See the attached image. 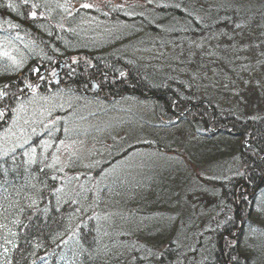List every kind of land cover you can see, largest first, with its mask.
Instances as JSON below:
<instances>
[{"label":"trees","instance_id":"obj_1","mask_svg":"<svg viewBox=\"0 0 264 264\" xmlns=\"http://www.w3.org/2000/svg\"><path fill=\"white\" fill-rule=\"evenodd\" d=\"M130 1L0 0V134L31 93H80L69 108L32 124L25 140H0V264H264V219L256 214V208L264 211V87L254 82L237 104L220 105L198 95L190 80L131 54L139 44L172 46L227 30L230 59L242 71L237 57L246 54L239 47L236 54L231 39L245 29L252 34L249 52H264V0ZM61 60L58 81L49 71ZM39 63L46 72L41 77ZM93 82L100 87L96 95L87 91ZM82 94L149 99L160 119L150 129L180 117L202 141L229 139L228 146L209 148L219 152L221 171L197 174L213 193L212 212L200 221L183 216L184 190L170 181L105 180L108 167L135 149L179 154L176 145L151 135L131 140L122 130V148L104 146L102 137L92 158L91 152L84 161L77 152L63 156L61 141L77 137V119L69 115L84 108ZM104 151L109 158L101 157ZM98 155L106 159L94 165ZM229 156L235 165L226 171Z\"/></svg>","mask_w":264,"mask_h":264},{"label":"rangeland","instance_id":"obj_2","mask_svg":"<svg viewBox=\"0 0 264 264\" xmlns=\"http://www.w3.org/2000/svg\"><path fill=\"white\" fill-rule=\"evenodd\" d=\"M137 1L145 4L147 0ZM250 33V31L246 32L244 29V31L236 33L235 40L231 39L236 43L232 46L236 54H241L239 48L246 54L245 57H237L239 62L242 63V71H238L239 66L234 65L230 59L228 53L230 38L228 35L233 34H229L227 30L172 46L151 47L139 44V46L131 49V54L138 59L155 63L158 68L173 77L190 80L198 95L205 96L220 105L237 104L238 95L244 87L254 82L264 87V78L261 76L264 71V69L261 70L264 64L263 48L260 47L253 52H249L248 40L252 36V34L249 36ZM221 41L222 46L220 49ZM197 54L204 57L200 59ZM260 61H262L261 65ZM254 68L255 70H252ZM36 70V76L38 77L46 74L43 66ZM62 71L63 68L57 63L49 73L52 77L55 74L59 81ZM90 90L93 94H98L93 89ZM31 94L26 101L18 105L11 124L0 134L1 141H9L14 136L25 140L28 136L27 130L32 124L49 117L56 108L61 110L69 108L70 105L76 103L77 96L80 95V93L71 96ZM89 96L82 94V107L84 108L77 111L76 114L69 115L75 120L79 119L72 127V131H76L77 137L64 140L63 144L60 143V152L63 156L69 152H77L78 158L81 157L84 161L87 155L92 153L90 157L92 158L96 149L94 148L95 141L100 140L102 137H105L104 142H102L104 146H107L109 142H113L116 148H120V144L125 141V136L121 135L122 130L127 133L126 136L131 140L138 135H151L163 143L171 146L176 145L179 154L135 149L132 153L108 167L105 180L109 182L111 179H123L125 177L129 179L128 183L134 184L138 179L149 180L155 178L158 185L161 180L170 181L173 188L179 187L184 190L180 202L181 208H179L183 216L193 215V218L200 221L201 217L209 211L212 212L215 208L213 193L198 183L197 174L207 176L211 172L221 171L220 159L218 161L216 156L219 152L213 153L214 151H210L209 148L212 146V149H217V146H228L229 139L226 141L223 138H215L211 142L202 141L195 137L187 127L181 125L182 120L178 121L181 126L173 124L174 126L171 127L168 124L169 127L156 128L155 125L154 129H150L149 127L152 124L159 123L160 119L155 116L153 103L149 99L139 100L131 97L116 99L109 97L108 100L104 101L99 98H89ZM21 106L23 107L21 108ZM91 110L102 112L91 113ZM128 111L134 113L136 111V113H125ZM92 114L99 115L92 117ZM112 134H115L114 137H111ZM212 153L215 154L213 157H205V155H211ZM107 155L108 151H104L101 157L109 158ZM105 159L100 158L99 161L93 163L99 165L101 160ZM233 159L234 157L229 156L227 160H224L226 161L224 163L226 171L232 170L235 165ZM187 161H192V163L190 162L192 166H189V164L188 167ZM182 172L185 173L184 177H182ZM192 176L195 178L191 180ZM162 197L164 203H166L168 200L167 195H162ZM256 214L264 219V211L261 212L256 208ZM192 238H195V236H192Z\"/></svg>","mask_w":264,"mask_h":264},{"label":"snow or ice","instance_id":"obj_3","mask_svg":"<svg viewBox=\"0 0 264 264\" xmlns=\"http://www.w3.org/2000/svg\"><path fill=\"white\" fill-rule=\"evenodd\" d=\"M9 7H11V5H9ZM33 7H36L35 5H33ZM83 7H90V5H87V4H85V5H83ZM35 15H36V13L35 12H33V13H31V16L32 17H35ZM121 75H123V73H121ZM5 87H8L7 85L5 86ZM0 95H3V93H0ZM23 106H21V108H22ZM12 111H17V109H13ZM4 115V111L3 110H0V117H2ZM35 131V129H33V132ZM25 143H27V141H25ZM46 143V142H45ZM61 144H63V141H61ZM32 151H33V153L35 152V149H32ZM25 155H27V153H25ZM49 167H51L50 165H49ZM62 170V169H61ZM53 179H55V177H53ZM57 191V193H59V189H57L56 190ZM58 200H59V196H58ZM73 203H75V201H73ZM37 204V201L36 200H33L32 201V204L31 205H29V207H32V206H34V205H36ZM47 211V209H45V212ZM37 246H39V245H37ZM7 251V250H6Z\"/></svg>","mask_w":264,"mask_h":264},{"label":"bare ground","instance_id":"obj_4","mask_svg":"<svg viewBox=\"0 0 264 264\" xmlns=\"http://www.w3.org/2000/svg\"><path fill=\"white\" fill-rule=\"evenodd\" d=\"M182 93H184V92H182ZM127 113H129V114H133L132 111H128ZM180 119H181L180 117H175V118H174V122H172V123H173L174 125L178 124V126H181V125L178 123V121H181ZM182 121H183V120H182ZM173 124H171L170 126L173 127V126H174ZM206 186H207L206 184L203 185L204 188H206ZM187 246H188V245H187Z\"/></svg>","mask_w":264,"mask_h":264},{"label":"flooded vegetation","instance_id":"obj_5","mask_svg":"<svg viewBox=\"0 0 264 264\" xmlns=\"http://www.w3.org/2000/svg\"><path fill=\"white\" fill-rule=\"evenodd\" d=\"M90 88L93 89L94 92H98L99 89H100V87H99L98 85H95V84H94L93 86L91 85ZM87 91H88L89 93H93L90 89H88ZM103 97H104V96H103Z\"/></svg>","mask_w":264,"mask_h":264},{"label":"water","instance_id":"obj_6","mask_svg":"<svg viewBox=\"0 0 264 264\" xmlns=\"http://www.w3.org/2000/svg\"><path fill=\"white\" fill-rule=\"evenodd\" d=\"M61 63V62H60ZM39 68V66H37V69Z\"/></svg>","mask_w":264,"mask_h":264}]
</instances>
